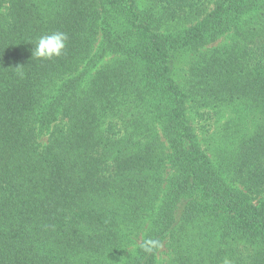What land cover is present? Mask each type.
Returning <instances> with one entry per match:
<instances>
[{
    "label": "trees",
    "instance_id": "obj_1",
    "mask_svg": "<svg viewBox=\"0 0 264 264\" xmlns=\"http://www.w3.org/2000/svg\"><path fill=\"white\" fill-rule=\"evenodd\" d=\"M164 242L264 264V0H0V264H157Z\"/></svg>",
    "mask_w": 264,
    "mask_h": 264
},
{
    "label": "rangeland",
    "instance_id": "obj_2",
    "mask_svg": "<svg viewBox=\"0 0 264 264\" xmlns=\"http://www.w3.org/2000/svg\"><path fill=\"white\" fill-rule=\"evenodd\" d=\"M211 6L212 3L209 4V7ZM224 39L225 38H220L214 43H222ZM192 57L193 52L187 51L180 54L175 59V77L180 83H182L186 77L187 67ZM110 59L111 57H106L102 64L109 61ZM196 132L202 148L206 154H208L214 160L219 157L221 151L227 150L225 148L220 150V123H210L209 120L203 121L200 124H196ZM141 238L142 232L134 237V243L132 245L133 249L140 243ZM170 259L171 251L168 247V242H164L157 253V264H168Z\"/></svg>",
    "mask_w": 264,
    "mask_h": 264
},
{
    "label": "clouds",
    "instance_id": "obj_3",
    "mask_svg": "<svg viewBox=\"0 0 264 264\" xmlns=\"http://www.w3.org/2000/svg\"><path fill=\"white\" fill-rule=\"evenodd\" d=\"M68 34L63 31H54L50 34L42 35L35 44L32 55L37 58L53 59L60 57L66 49ZM154 241L146 243L145 251H151L150 245H154Z\"/></svg>",
    "mask_w": 264,
    "mask_h": 264
}]
</instances>
